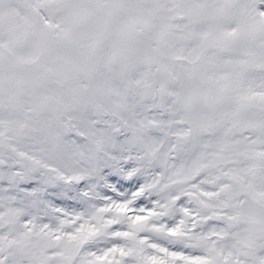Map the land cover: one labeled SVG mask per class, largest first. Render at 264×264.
Returning <instances> with one entry per match:
<instances>
[{"label": "snow or ice", "instance_id": "obj_1", "mask_svg": "<svg viewBox=\"0 0 264 264\" xmlns=\"http://www.w3.org/2000/svg\"><path fill=\"white\" fill-rule=\"evenodd\" d=\"M0 264H264V0H0Z\"/></svg>", "mask_w": 264, "mask_h": 264}]
</instances>
